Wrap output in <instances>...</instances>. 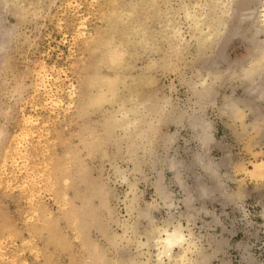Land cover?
Masks as SVG:
<instances>
[{"label": "rangeland", "instance_id": "1", "mask_svg": "<svg viewBox=\"0 0 264 264\" xmlns=\"http://www.w3.org/2000/svg\"><path fill=\"white\" fill-rule=\"evenodd\" d=\"M231 2L224 17L228 0H0V264H182L158 247L174 226L186 264H264V68L244 75L264 0ZM185 8L227 24L201 33ZM120 48L116 97L93 106ZM147 94L173 106L150 135ZM126 111L129 134L103 131Z\"/></svg>", "mask_w": 264, "mask_h": 264}, {"label": "bare ground", "instance_id": "2", "mask_svg": "<svg viewBox=\"0 0 264 264\" xmlns=\"http://www.w3.org/2000/svg\"><path fill=\"white\" fill-rule=\"evenodd\" d=\"M226 6L228 8V12H227V9L224 12H222L224 14V17L227 16L230 13L229 11L233 7V2H231V0H228V4H226ZM182 8H183V6H182ZM186 9L187 8H185L186 19L188 21L190 20L192 22L193 28L196 29V31L199 30V32H201V33L207 32L206 31L207 30V26H206V28H203L204 24L208 25L209 29L213 27L217 33H218V31H219V33L221 32V30H219L221 26L225 27L226 24H227V21L225 20V18L220 16V15H217L214 18L211 17L210 19H208V18H206V14L205 13L202 14L201 16H199L195 12H192V10H187L186 11ZM176 14L177 13H175V15ZM169 23H171V22H169ZM169 23H168V26H167V27H170V29H171V32L168 33L169 37L171 39H174V40H175V38H177V40L179 42H183L184 41V35L183 36L181 35L180 30L178 29V26H176L174 24H169ZM212 23H214V24H212ZM259 31H261V30H259ZM262 31L264 32V29ZM217 33H214V34L212 33L210 35H207V40L213 39L212 36L217 34ZM141 34H142V36H145V37H149L150 36L148 34V30L146 31V27L145 26L142 29ZM127 42H131V41H127ZM256 42L257 41L255 39H253V43H256ZM257 44L258 43H256V45ZM118 45H119V43H118ZM263 45H264V43H263ZM125 48H126V46H125ZM122 50H123L122 48L116 49L114 51V55L112 56L113 57V62L111 64L110 68H111L112 72L114 73L113 77L111 79H103V78L100 79L99 78L97 80V82H95V88H94L95 89V94H94V96H93V98L91 100V105L97 106L104 100H111L114 97H116V91H117L120 83L122 82L121 77H119V76H121V73L123 72V70L126 71V68H123V67H120V66L118 67V65H117L118 64V60L122 58L123 54L126 51V50H123V51ZM263 62H264V53H262V55H259L254 60L253 65L251 67V70L249 69V71H245L244 75L246 77H252V76L261 75V71L264 68ZM241 67H242V65H241ZM243 70H244V67H243ZM250 84H254V83L251 82ZM210 85H211L210 81L204 80L202 82V86H203V89H204L205 92L210 89ZM143 98H144L143 99V101H144L143 104H144L145 110L147 112V114L143 116V119H145L144 123H145V127H146V132H147V134L150 135V134H154V133L157 132L158 125H159L158 123L159 122L165 120L168 115L172 114V113H168V110H169V112H172L173 106H172V103L170 102L169 98H165L164 100H161V99H159V100L150 99L148 94L144 95ZM157 98H159V97H157ZM131 100L132 99H130V98L128 100H126V103L123 104L122 108L126 109V110H130V107H128L127 104L129 105V102ZM235 107L236 106L231 105L230 108L233 109L234 112L238 113L239 112V108L236 109ZM149 112L153 113V115H154L153 119L150 122H149V118H148ZM122 122L124 123L125 130L129 134V132L131 131L130 129L132 128V126L134 124V121L130 119L129 111H126L125 113H122V118H120L118 115H116L115 112H113L112 115H108L106 117V121H105L104 124L101 125V127H102L103 131H105V132H113L114 128L116 126H119ZM192 126L197 132H199L198 133L199 140H201V141L206 143V141L210 139V137H211L210 136L211 133H210V130H209L210 128H209V126L207 124H203V122H202V120L200 118H198V117L194 118V120L192 121ZM199 128L202 129L201 132L199 131ZM101 195H103V194H101ZM98 196H99V194H98ZM103 196H105V195H103ZM165 196L167 197V194ZM103 204H105V203H103ZM141 214H143V212ZM126 230H127V228H126ZM161 234H162V236H161L160 240L158 239V247L160 249L161 256L162 257H168L169 259H172L173 256H174V252H175V250L177 248H181V249L185 248L184 249L185 254L183 253V254L179 255L178 257L182 260V264H186L187 263V261H186L187 260V257H186L187 254L186 253L188 251L192 250V247H193L194 243L188 239V236H186L184 234V232L182 231V228L180 226H174L172 229H169L168 227H164V228H161ZM117 243L119 245V242H117Z\"/></svg>", "mask_w": 264, "mask_h": 264}]
</instances>
